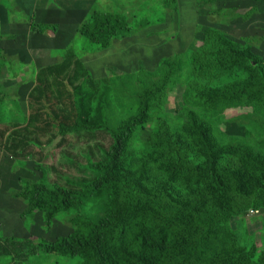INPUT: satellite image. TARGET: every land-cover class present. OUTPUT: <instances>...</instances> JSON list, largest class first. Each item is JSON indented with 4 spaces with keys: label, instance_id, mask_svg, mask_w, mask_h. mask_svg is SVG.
<instances>
[{
    "label": "rangeland",
    "instance_id": "374dc122",
    "mask_svg": "<svg viewBox=\"0 0 264 264\" xmlns=\"http://www.w3.org/2000/svg\"><path fill=\"white\" fill-rule=\"evenodd\" d=\"M203 2L177 0L170 9L165 0H0V54L7 58L0 69V264L95 261V253L79 251L69 242L78 240L75 218L90 216L115 202L114 187L102 185V175L93 167L108 162L115 141L107 130L60 136L59 125L72 126L81 113L83 119H107L112 129L126 130L139 111V101L128 87L140 89L139 78L156 74L168 59L181 64L177 76L168 94L159 97L161 109L150 112L148 124L123 133L121 167L126 171L131 164L139 169L150 167L149 173L157 175L148 182L150 187L173 198L190 195L192 191L175 182L170 188L166 181H172L148 164L156 161L147 143L158 120L167 118L194 147L191 163L207 168L209 156L200 139L184 132L187 110L201 117L208 114L207 105L197 104L194 55L208 49L206 35L214 29L250 45L264 60V0ZM96 12L122 15L130 34L113 38L107 49H97L80 34L82 23ZM75 64L87 73L76 74ZM253 111L228 110L208 118L203 130L223 150L228 151L231 144L254 149L260 158L256 174L241 190L255 196V191H264V116L253 115L260 122L250 136ZM35 185L77 193L82 206L71 201L68 211L49 220L42 207L26 213L25 195L36 194ZM213 189L220 192L217 184ZM251 215L234 218L230 226L240 245L256 248L260 257L264 253V210ZM103 244L99 242L98 247ZM140 251L138 246L132 252Z\"/></svg>",
    "mask_w": 264,
    "mask_h": 264
},
{
    "label": "trees",
    "instance_id": "16d2710c",
    "mask_svg": "<svg viewBox=\"0 0 264 264\" xmlns=\"http://www.w3.org/2000/svg\"><path fill=\"white\" fill-rule=\"evenodd\" d=\"M213 2L204 0L203 4ZM165 4L174 9L177 0H165ZM80 34L97 49H107L113 38L127 37L130 26L120 14L96 12L82 23ZM205 44L208 49L194 55L193 66L198 81L197 104L207 105L208 114L201 117L196 111L187 110L184 132L200 139L209 156V166L201 168L191 163L189 155L194 147L186 143L167 118L158 120L157 130L147 143L148 153L156 158L148 164L172 181H166L170 188L175 182L192 191L190 195L173 198L158 187H150L148 182L157 176L149 173L150 167L139 169L131 164L128 171L121 167L123 133L133 127H145L150 112L161 109L159 97L161 100V96L168 94L181 66L176 61L165 60L159 72L140 77V89L128 87L139 101V111L126 130L112 129L107 119H83L81 113L76 114L72 126L59 125L60 136L79 130H107L115 141L108 162L93 166L102 175L100 183L114 187L115 202L100 212L73 220L79 235L78 240L69 243L79 251L95 253L91 264H264V253L257 257L256 248H243L230 226L234 218L264 210V191H255L254 196L241 190L245 181L256 174L260 158L248 145L231 144L228 151L218 148L209 131L203 130L208 118L243 108L254 110L247 131L250 136L254 134L260 121L253 115L264 116V60L253 53L250 45L233 41L221 30H209ZM6 60L0 54V69ZM75 73L85 74L87 69L75 64ZM215 184L220 192L214 191ZM33 188L36 194L25 195L26 213L42 207L40 210L49 220L68 211L71 201L79 208L82 206L77 193L50 191L37 185ZM101 241L104 244L98 247ZM138 246L141 251L132 252Z\"/></svg>",
    "mask_w": 264,
    "mask_h": 264
},
{
    "label": "built area",
    "instance_id": "2783aa9c",
    "mask_svg": "<svg viewBox=\"0 0 264 264\" xmlns=\"http://www.w3.org/2000/svg\"><path fill=\"white\" fill-rule=\"evenodd\" d=\"M259 213H260V211H254V212H252L251 214L254 215V214H259ZM252 215H251V216H252Z\"/></svg>",
    "mask_w": 264,
    "mask_h": 264
}]
</instances>
